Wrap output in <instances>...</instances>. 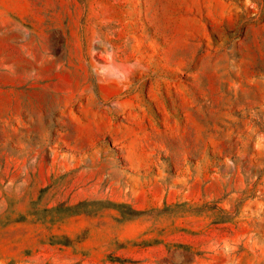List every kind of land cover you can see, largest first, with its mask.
I'll return each instance as SVG.
<instances>
[{"label":"rangeland","instance_id":"1","mask_svg":"<svg viewBox=\"0 0 264 264\" xmlns=\"http://www.w3.org/2000/svg\"><path fill=\"white\" fill-rule=\"evenodd\" d=\"M0 264H264V0H0Z\"/></svg>","mask_w":264,"mask_h":264}]
</instances>
